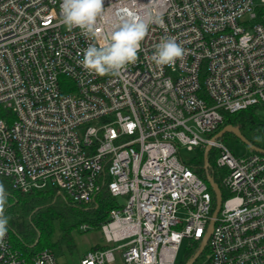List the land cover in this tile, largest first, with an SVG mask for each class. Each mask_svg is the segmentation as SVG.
I'll list each match as a JSON object with an SVG mask.
<instances>
[{"label":"built area","instance_id":"obj_1","mask_svg":"<svg viewBox=\"0 0 264 264\" xmlns=\"http://www.w3.org/2000/svg\"><path fill=\"white\" fill-rule=\"evenodd\" d=\"M61 3L0 0V175L22 193L52 189L83 204L106 189L118 199L101 225L113 247L80 264L116 254L123 264H177L186 239L203 242L216 199L181 148L210 147L227 196L208 264H264V154L235 156L216 138L224 113L264 114V0H105L95 38L61 23ZM153 7L163 23L149 25L134 64L103 77L82 67L124 9ZM166 36L185 53L158 67L151 56ZM0 264L61 263L50 249L24 254L7 228Z\"/></svg>","mask_w":264,"mask_h":264},{"label":"trees","instance_id":"obj_2","mask_svg":"<svg viewBox=\"0 0 264 264\" xmlns=\"http://www.w3.org/2000/svg\"><path fill=\"white\" fill-rule=\"evenodd\" d=\"M224 116V126L239 127L246 139L264 150V114L261 106H253L234 114L224 113ZM207 160L208 168L205 167L206 157L203 151L199 159L188 162L187 165L205 181L210 175L219 185L223 198H226L227 192L222 183L224 171L216 168L212 151L208 153ZM0 185L5 189L7 201L9 200L2 214L6 216V211L18 214L20 208L22 214L29 219L27 223H19L13 216L9 219L10 224H7L11 237L14 234L19 236V233H23V237L20 238L24 241L25 251L28 254L50 249L58 257L66 248L74 249V243L70 240L71 231L76 229L78 232H86L81 230L85 224L90 226L89 230H100L110 210L115 208L118 202V199L112 197L106 189L97 194L91 202L82 204L73 202L64 195H58L52 189L22 193L13 187L10 178L1 175ZM212 194L214 195L213 191ZM215 208L216 199L214 200ZM54 234L58 235L56 239L53 237ZM98 248L102 247H93V249ZM206 249L208 250L207 247ZM192 255L193 252L181 264H186Z\"/></svg>","mask_w":264,"mask_h":264},{"label":"clouds","instance_id":"obj_3","mask_svg":"<svg viewBox=\"0 0 264 264\" xmlns=\"http://www.w3.org/2000/svg\"><path fill=\"white\" fill-rule=\"evenodd\" d=\"M105 0H62L61 23L68 29L79 28L85 36L97 35V21L104 11ZM162 24L163 19L153 7L139 15L124 9L119 22L102 46L89 45L83 52L82 67L98 76H119L129 64H134L141 42L146 37L149 25ZM185 49L175 37L166 36L155 46L151 61L158 67L172 66L184 56ZM6 193L0 185V238L7 232L8 217L2 214Z\"/></svg>","mask_w":264,"mask_h":264},{"label":"rangeland","instance_id":"obj_4","mask_svg":"<svg viewBox=\"0 0 264 264\" xmlns=\"http://www.w3.org/2000/svg\"><path fill=\"white\" fill-rule=\"evenodd\" d=\"M259 0H256L258 2ZM248 133V132H247ZM225 144L229 146V148L232 150L233 154L235 156H247L250 154L252 151L246 143H244L239 137L234 135L233 133H226L222 138H220ZM200 153L201 151L196 148L194 150H188L186 147L181 148V155L183 160L188 163L195 161L200 158ZM119 201H122V199H119ZM9 200L4 204L3 207V212H5L6 205L8 204ZM16 218L17 222L19 223H27L28 218L24 214H22V211L18 210V214L13 213V211H6V217H8V223L10 224V217ZM57 234V233H56ZM54 234L53 237L56 239L58 235ZM19 236L16 234L12 235V243L16 248H19V250L23 251L24 254H26L25 251V243L24 241L20 238L23 237V233H19ZM70 240L71 242L74 243L73 248L74 249H68L66 248L64 250V253L62 255L58 256V260L60 261L61 264H80L81 258L89 251L94 250L93 247L95 246H101L102 248L106 247H113V244H108L105 240L104 234L102 230H95L91 229L86 232H78V230H72L70 233ZM200 245L199 244H194L192 240L186 239L183 242V245L180 249L178 259H177V264H181L182 262L186 261L190 253L193 252V255L190 257L193 258L194 255L197 253L199 250ZM116 259L117 261L112 264H123V261L120 257L119 254H116ZM189 259V260H190ZM194 264H208V250L205 249L201 256H199Z\"/></svg>","mask_w":264,"mask_h":264},{"label":"water","instance_id":"obj_5","mask_svg":"<svg viewBox=\"0 0 264 264\" xmlns=\"http://www.w3.org/2000/svg\"><path fill=\"white\" fill-rule=\"evenodd\" d=\"M226 133H233L234 135L239 137L244 143H246V145H248L250 147V149L254 150L255 152L264 154V150L263 149L258 148L253 143H251L248 139L245 138V136L241 133V130H240L239 127H234L233 125H226L216 135V138L220 139ZM209 149H210V147H207V149L205 150V157H206V166L205 167L206 168L209 167V162L207 160ZM207 181L210 184L212 190L214 191V193L216 195V208L214 210L213 219L211 220V223H210V226H209V231H208L206 237L204 238L203 242L201 243L197 253L186 264H194L196 259L203 253V251H204V249L206 247V244H207V240H208L209 236L211 235L213 227H214V222H215L214 219L216 218L217 214L219 213V211L221 209L222 200H223L221 189L219 188V185L213 180V178L210 175H208Z\"/></svg>","mask_w":264,"mask_h":264},{"label":"bare ground","instance_id":"obj_6","mask_svg":"<svg viewBox=\"0 0 264 264\" xmlns=\"http://www.w3.org/2000/svg\"><path fill=\"white\" fill-rule=\"evenodd\" d=\"M19 249V248H18ZM201 256V255H200ZM60 262V261H59Z\"/></svg>","mask_w":264,"mask_h":264}]
</instances>
